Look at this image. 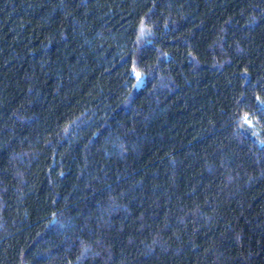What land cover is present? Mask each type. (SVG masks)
<instances>
[{
	"label": "trees",
	"instance_id": "obj_1",
	"mask_svg": "<svg viewBox=\"0 0 264 264\" xmlns=\"http://www.w3.org/2000/svg\"><path fill=\"white\" fill-rule=\"evenodd\" d=\"M0 264H264V0H0Z\"/></svg>",
	"mask_w": 264,
	"mask_h": 264
},
{
	"label": "snow or ice",
	"instance_id": "obj_2",
	"mask_svg": "<svg viewBox=\"0 0 264 264\" xmlns=\"http://www.w3.org/2000/svg\"><path fill=\"white\" fill-rule=\"evenodd\" d=\"M137 76H139V73H136Z\"/></svg>",
	"mask_w": 264,
	"mask_h": 264
}]
</instances>
